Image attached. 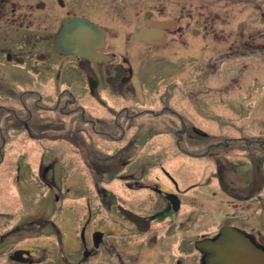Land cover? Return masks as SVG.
<instances>
[{
    "label": "flooded vegetation",
    "instance_id": "flooded-vegetation-1",
    "mask_svg": "<svg viewBox=\"0 0 264 264\" xmlns=\"http://www.w3.org/2000/svg\"><path fill=\"white\" fill-rule=\"evenodd\" d=\"M128 2L0 0V154L11 132L38 146L34 181L45 193L38 213H0V264H204L201 244L225 227L264 250V126L211 128L231 124L215 119V99L200 98L192 61L182 83L152 82L160 68L138 49L183 46L172 39L181 18ZM70 19L96 29L87 55L57 48ZM154 22H165L164 41L137 40ZM19 149L18 194L33 168ZM66 201L83 211L62 213Z\"/></svg>",
    "mask_w": 264,
    "mask_h": 264
},
{
    "label": "rangeland",
    "instance_id": "rangeland-1",
    "mask_svg": "<svg viewBox=\"0 0 264 264\" xmlns=\"http://www.w3.org/2000/svg\"><path fill=\"white\" fill-rule=\"evenodd\" d=\"M130 3L131 0L127 5ZM134 3L137 12L152 9L157 17L181 18V30L172 39H182L185 42L183 46L179 41H172L158 51H152L150 57L138 49L141 51L138 56L148 69L160 68L152 82L165 80L182 83L189 75L192 61L198 65L200 98L215 99V119L220 116L231 124V128H228L227 121H222L221 125L215 121L209 123L210 127L232 132L242 129L256 134L264 126V0H134ZM132 13H126L125 19H130ZM198 14L200 17H197ZM122 19L120 17L117 25L120 35L126 27ZM221 58L214 72L206 70L209 62H218ZM181 62L184 65H180ZM176 64L182 67L179 72L176 71ZM172 68L174 72L169 74ZM144 94L138 92V98L156 97L154 94ZM204 122L200 120L201 124ZM17 134L10 133L11 137L6 138L7 149L10 147V150L0 154V157L3 155L0 166V213H38L40 208L36 203L45 194L42 186L39 187L34 181V168L40 152L33 142L25 143V137ZM19 148L26 151L23 158L25 165L30 162L33 168L24 169L21 180L25 183L18 194L15 167L22 152H17ZM27 151L33 153L27 154ZM88 204L94 211L96 202L90 200ZM59 206L64 210L62 213L83 211V202L80 201H66L63 205L57 204V208ZM53 207L51 204L49 208L52 210Z\"/></svg>",
    "mask_w": 264,
    "mask_h": 264
},
{
    "label": "water",
    "instance_id": "water-1",
    "mask_svg": "<svg viewBox=\"0 0 264 264\" xmlns=\"http://www.w3.org/2000/svg\"><path fill=\"white\" fill-rule=\"evenodd\" d=\"M165 27V22H154L153 30H142L136 39L151 44L163 42L161 30ZM96 34V29L84 20H67L59 35L57 48L65 49L68 45L70 51L87 55L89 49L83 43L86 40L92 42ZM200 250L206 255L204 264H264V250L257 247L249 236L232 228L221 229L215 239L202 243Z\"/></svg>",
    "mask_w": 264,
    "mask_h": 264
}]
</instances>
